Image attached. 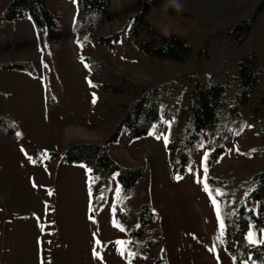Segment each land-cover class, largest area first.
Masks as SVG:
<instances>
[{"label":"rangeland","instance_id":"rangeland-1","mask_svg":"<svg viewBox=\"0 0 264 264\" xmlns=\"http://www.w3.org/2000/svg\"><path fill=\"white\" fill-rule=\"evenodd\" d=\"M11 1L0 0V14ZM260 1L180 0L178 13L171 15L167 10L168 0H155L149 18L166 34L187 36L198 51L209 36L251 15ZM47 3L64 31L63 45L58 51L49 42L45 51L39 47L35 25L25 11L1 31L11 56L32 61L38 74L32 79L31 74L12 71L6 80L13 87L15 97L21 93L22 107H29L31 98L41 112L26 114L20 109L19 141L16 145L0 146V264H41L42 258L45 264H77L78 236L86 229L88 233L85 232L87 236L83 240L88 239L89 250L81 254L80 264H157L159 258L162 264H236L225 248L224 212L228 208L234 211L256 186L255 173L264 168V158L248 154L264 144L251 115L256 101L242 108L244 127L239 133L229 131L226 152L216 164L209 166L207 162L212 136L206 132L192 147L193 165L183 174L171 172L168 150L182 97L162 114L161 133L151 131L145 137L131 138L123 130L117 142L111 144L113 154L123 166H144L145 172L135 187L124 192L118 174L114 173L110 189L102 192L104 183L95 170L81 163L64 162L62 156H52V152H60L71 143L106 141L121 120L120 102L129 98L90 86L88 81L92 82L93 78L81 59L83 55L107 59L116 74L126 75L131 82L139 84L152 81L157 74L180 77L194 71L195 65L192 60L176 63L148 57L140 51L131 27L126 42L118 43L114 49L100 45L96 38L87 40L83 46L77 42L73 27L76 0H47ZM112 10L116 17L113 28L120 30L124 18L134 12V6L130 0H112ZM86 20L96 26L98 34L111 33L112 27L100 14H89ZM251 49L264 62V23L256 27L253 39L239 51L244 55ZM47 83L55 102L49 111ZM93 93L97 97L95 104ZM260 95H264V79ZM45 99L46 106L41 108ZM25 152L36 163L30 162ZM205 165L209 188L225 193L219 196L213 192L223 229L203 183L197 182L198 175L204 174ZM231 168L235 169L237 178L226 172ZM177 176L182 178L177 180ZM145 202L156 213V243L141 248L139 240L144 237V231L133 235L132 231L140 225L136 214ZM46 203H54L49 212ZM88 203L92 206L91 219L88 216L87 221ZM262 230L252 223L248 234L252 232L259 241L264 239ZM97 240L99 255L90 256Z\"/></svg>","mask_w":264,"mask_h":264},{"label":"trees","instance_id":"trees-1","mask_svg":"<svg viewBox=\"0 0 264 264\" xmlns=\"http://www.w3.org/2000/svg\"><path fill=\"white\" fill-rule=\"evenodd\" d=\"M134 12L124 18L120 30L113 28L116 17L113 15L112 0H76L74 30L77 42L83 46L87 40L96 38L99 44L114 49L118 43H125L127 30L132 34L142 53L150 58L163 59L176 63L192 60L195 70L177 78L155 75L146 84L134 83L126 75L119 76L110 68L107 59L93 54H84L83 60L89 65L92 84L99 91L125 94L129 98L121 101L123 114L110 137L104 141L76 142L52 156H62L64 162L81 163L97 172L104 183L102 192L111 187V177L117 173L122 191L136 186L145 172L144 166L125 167L119 163L111 150L123 130L131 138L147 136L151 131L161 133L162 114L166 108L182 97L183 104L178 120L168 144L170 168L174 174H183L193 165L191 149L209 132L210 153L207 158L213 166L226 152L225 141L230 130L242 131L244 119L242 108L252 106V118L264 140V95H260L264 79V62L259 53L251 49L241 55L239 48L255 36L256 27L264 23V0H261L248 17L226 30L208 37L198 51L187 36L178 33L166 34L154 23L149 14L155 0H130ZM180 0H168L167 10L171 15L178 13ZM237 2L239 0H228ZM25 12L32 19L38 37L39 47L45 51L47 42L58 51L63 45L64 31L57 15L47 0H12L0 14V146L16 145L19 141L21 121L10 100V88L6 76L12 71L37 75L35 65L30 60L15 59L7 48L1 31L13 19ZM105 17L111 33L101 35L96 26L86 20L89 14ZM48 111L55 104L51 89L46 88ZM255 150V151H253ZM249 155L264 158V144L248 151ZM235 169L226 172L237 178ZM254 177L256 186L237 204L234 211L225 209L224 243L227 253L236 264H264V244H252L247 234L252 223L264 228V168ZM139 226L132 235L144 231L139 240L140 247L146 248L156 243L154 239L156 213L149 202L143 203L136 214ZM251 258V259H249ZM162 264V259L157 260Z\"/></svg>","mask_w":264,"mask_h":264},{"label":"crops","instance_id":"crops-1","mask_svg":"<svg viewBox=\"0 0 264 264\" xmlns=\"http://www.w3.org/2000/svg\"><path fill=\"white\" fill-rule=\"evenodd\" d=\"M75 14H76V9H75V11L73 13V17H75ZM37 76H38V74L36 76H32V79H35ZM8 86H9L10 91H11L10 92V100H12L14 108L16 109L18 115L21 114L20 109H23L22 112H24L26 114H36V113H40L41 112V111L40 112L37 111L36 107H38V103L35 100L31 99V98H30V102H29V107H22L24 104L23 103L20 104V102H21L20 100L22 99L21 93H18L17 96L15 97L13 87L10 85V83H8ZM39 103H41V101H39ZM44 105L46 106V99H45V104H44V100H43L41 108L45 107ZM46 204H47L46 207L48 208L47 212H49V209H52L54 207V203H46ZM51 204H53V205H51ZM91 206H92V203H88V205H86V209L88 211V214H86L85 217H86L87 221H88V216L91 217V215H90ZM82 210L83 209H81V212H82ZM82 215H83V213H82ZM111 218H112V220H115V214H112ZM87 227L88 226L84 227V229L87 228ZM86 230L87 231L83 230L82 233H80V236H78L79 240H80V245L77 248V252L79 253V258H78L77 264H80V260L79 259L82 256L81 254L82 253H86L87 254V252L89 250V248H88V243L89 242H87L88 239L87 240H83L87 236V233H88V229H86ZM85 232H87V233H85ZM83 233H85V234L83 235ZM90 234L93 235L92 230H90ZM49 242H50V239L48 241H46V245ZM97 246H98V244L95 243L94 249L96 250V252H97ZM92 254H93V248L90 249V256H92Z\"/></svg>","mask_w":264,"mask_h":264},{"label":"snow or ice","instance_id":"snow-or-ice-1","mask_svg":"<svg viewBox=\"0 0 264 264\" xmlns=\"http://www.w3.org/2000/svg\"><path fill=\"white\" fill-rule=\"evenodd\" d=\"M81 59L83 60L84 58L82 57ZM45 66H46V65H45ZM85 67H86V68H89V65H88V64H85ZM89 70H90V68H89ZM88 82H89L90 86L95 87V85H93L92 82H91L90 80H89ZM96 101H97V97H96L95 93H93L92 103L95 104ZM249 127H251V126L249 125ZM17 135L19 136L20 134L17 133ZM159 138H160V137H157V139H159ZM167 142H168V141H167V137H165V143L167 144ZM21 150L24 151L23 148H22ZM253 151H255V150H253ZM25 155L28 156L27 152H25ZM206 158H207V153L205 154V159H206ZM28 159L30 160V162H32V163H36V161L33 160L32 157L28 156ZM203 173H204V174H203L202 177H200V176L198 175L197 182H201V183H203L204 191L209 195V197H210V201L212 202V204L214 205V207H215V209H216L217 217H218V220H219V223H220V228L223 229V227H224V222H223L222 219H220V209H219V205H218L217 200L215 199V196L213 195V192H215V195H219V196H223L225 193H223V192L220 191L219 189H215V190H213V189H210V188H209V185H208L209 176H208V174H207V173H208V169H207V166H206V165H205L204 168H203ZM181 178H182V177H179V176L176 177L177 180H179V179H181ZM35 186H36V185L34 184V187H35ZM49 195H51V192H49ZM113 212H115V207H113ZM90 219H91V217H90ZM116 226H117V227H120L119 224H117ZM121 230H123V229H121ZM262 231H264V230H262ZM221 235H223V231H221ZM248 239H249V242L252 243V244H257V243L264 244V239L257 241L256 239L253 238V233H252V232H249V234H248ZM96 243L99 244L100 241L97 240ZM221 243H223V241H221ZM210 250H212V249H210ZM93 254L96 255V256L99 255V253L96 252L95 249L93 250ZM249 259H251V258H249ZM41 264H45V261L43 260V258L41 259ZM245 264H248V262H245Z\"/></svg>","mask_w":264,"mask_h":264},{"label":"clouds","instance_id":"clouds-1","mask_svg":"<svg viewBox=\"0 0 264 264\" xmlns=\"http://www.w3.org/2000/svg\"><path fill=\"white\" fill-rule=\"evenodd\" d=\"M173 3H175V0H173ZM177 6V8H179V5H176Z\"/></svg>","mask_w":264,"mask_h":264}]
</instances>
